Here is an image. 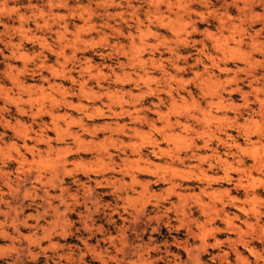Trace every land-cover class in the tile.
I'll use <instances>...</instances> for the list:
<instances>
[{
	"label": "rangeland",
	"instance_id": "1",
	"mask_svg": "<svg viewBox=\"0 0 264 264\" xmlns=\"http://www.w3.org/2000/svg\"><path fill=\"white\" fill-rule=\"evenodd\" d=\"M0 8V264H257L264 0Z\"/></svg>",
	"mask_w": 264,
	"mask_h": 264
},
{
	"label": "clouds",
	"instance_id": "2",
	"mask_svg": "<svg viewBox=\"0 0 264 264\" xmlns=\"http://www.w3.org/2000/svg\"><path fill=\"white\" fill-rule=\"evenodd\" d=\"M3 11H4V9L0 8V12H3ZM129 191H132V189H130ZM0 234H2V233H0ZM112 243L115 244L116 241L113 240ZM253 257L256 259L257 264H264V256H261V257H255V253H253ZM161 260H162V259H161ZM110 261H111V259H110Z\"/></svg>",
	"mask_w": 264,
	"mask_h": 264
},
{
	"label": "bare ground",
	"instance_id": "3",
	"mask_svg": "<svg viewBox=\"0 0 264 264\" xmlns=\"http://www.w3.org/2000/svg\"><path fill=\"white\" fill-rule=\"evenodd\" d=\"M122 63V62H121ZM173 98V97H172ZM174 102V101H173ZM252 115V114H251ZM150 124V123H149ZM223 142V141H222ZM208 144V143H207ZM206 142H205V146L207 145ZM210 144V143H209ZM208 146V145H207ZM228 149V148H227ZM145 184V183H143ZM224 212V211H223ZM229 223V222H228ZM238 228V227H237ZM223 229V228H222Z\"/></svg>",
	"mask_w": 264,
	"mask_h": 264
}]
</instances>
